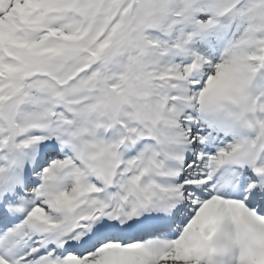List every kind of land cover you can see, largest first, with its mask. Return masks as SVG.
I'll list each match as a JSON object with an SVG mask.
<instances>
[{
	"label": "snow or ice",
	"instance_id": "snow-or-ice-1",
	"mask_svg": "<svg viewBox=\"0 0 264 264\" xmlns=\"http://www.w3.org/2000/svg\"><path fill=\"white\" fill-rule=\"evenodd\" d=\"M0 264H264V0H0Z\"/></svg>",
	"mask_w": 264,
	"mask_h": 264
}]
</instances>
